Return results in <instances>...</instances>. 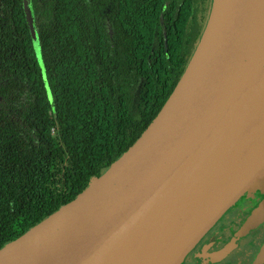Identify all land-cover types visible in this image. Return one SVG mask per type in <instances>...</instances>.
I'll return each mask as SVG.
<instances>
[{"label":"water","instance_id":"water-1","mask_svg":"<svg viewBox=\"0 0 264 264\" xmlns=\"http://www.w3.org/2000/svg\"><path fill=\"white\" fill-rule=\"evenodd\" d=\"M256 192L240 233L264 220V0H212L147 128L76 197L2 246L0 264H182L239 197Z\"/></svg>","mask_w":264,"mask_h":264},{"label":"trees","instance_id":"trees-1","mask_svg":"<svg viewBox=\"0 0 264 264\" xmlns=\"http://www.w3.org/2000/svg\"><path fill=\"white\" fill-rule=\"evenodd\" d=\"M192 2L29 0L36 46L23 0H0V248L151 123L203 31L187 48L179 17Z\"/></svg>","mask_w":264,"mask_h":264},{"label":"flooded vegetation","instance_id":"flooded-vegetation-1","mask_svg":"<svg viewBox=\"0 0 264 264\" xmlns=\"http://www.w3.org/2000/svg\"><path fill=\"white\" fill-rule=\"evenodd\" d=\"M211 3L212 0H193L180 14L181 26L184 24L186 28L185 41L187 43L188 38L190 43L187 44V48L192 47L191 42L194 37L196 39L197 28L200 27L202 31ZM177 35L179 39V32ZM183 49L185 48L182 46L178 48V50ZM259 197L257 192L239 197L198 241L182 264H256V256L264 244V220L242 233L240 231L258 206ZM227 245H230V249L223 256L215 258L216 252Z\"/></svg>","mask_w":264,"mask_h":264},{"label":"rangeland","instance_id":"rangeland-1","mask_svg":"<svg viewBox=\"0 0 264 264\" xmlns=\"http://www.w3.org/2000/svg\"><path fill=\"white\" fill-rule=\"evenodd\" d=\"M236 264V263H235Z\"/></svg>","mask_w":264,"mask_h":264}]
</instances>
